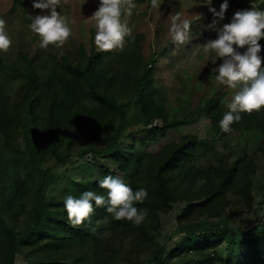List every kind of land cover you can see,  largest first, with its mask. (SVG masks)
I'll list each match as a JSON object with an SVG mask.
<instances>
[{"label":"trees","instance_id":"obj_1","mask_svg":"<svg viewBox=\"0 0 264 264\" xmlns=\"http://www.w3.org/2000/svg\"><path fill=\"white\" fill-rule=\"evenodd\" d=\"M221 2L212 5L219 10ZM240 3L229 0L224 21ZM257 8L264 9V0ZM133 35L122 49L92 47L75 61L56 47L58 58L40 46L0 56V147L14 176L7 198L0 190V264H232L234 258L264 264V221L248 229L229 224L230 215L255 216L264 205V182L255 187L264 164V107L242 113L231 132H222L227 92L204 91L193 103L197 88L188 85L189 76L172 104L171 91L155 80L158 53L145 58L143 35ZM201 117L209 121L206 138L182 135L147 150L146 131L166 135ZM132 125L135 130H128ZM86 145L93 148L82 151ZM74 157H85L90 173L98 167L99 178L70 177L48 198L57 176L45 164ZM114 173L134 190H148L137 202L148 209L145 221L116 220L96 207L83 224H71L63 198L86 189L106 194L97 181ZM176 205L174 236L160 239L162 216Z\"/></svg>","mask_w":264,"mask_h":264},{"label":"rangeland","instance_id":"obj_2","mask_svg":"<svg viewBox=\"0 0 264 264\" xmlns=\"http://www.w3.org/2000/svg\"><path fill=\"white\" fill-rule=\"evenodd\" d=\"M239 1L242 9L245 7H257L261 0ZM132 3L135 4V7L132 8L131 15L122 14V20L128 23L133 34L143 35L142 51L145 58H149L153 53H158L155 80L159 86L171 91V102L179 88L185 84V80L190 79L188 78L189 76L192 77V80L187 81L188 85L193 84L197 88L193 89V103L198 102L204 91L205 95H209L216 88L226 91L227 99L231 98L238 88L232 89L216 81L215 71L209 73V69L215 63L218 64L220 58L213 51L206 53L203 50V42L215 36V33L208 27L211 23L208 19L211 14L208 10V0H159V7L157 8H152L151 0H132ZM126 5L127 0H125ZM97 6L98 0H59L58 11L68 18L72 28L71 36L61 46L63 53L71 61H75L79 57L81 50L88 52L92 47L99 50L94 43L95 21L91 18V14L96 10ZM238 9L235 8L234 11ZM39 11V9H32L31 0H18V2L16 0H0V18L5 20V29L13 41L7 50H0V56L10 53L9 56L13 58L16 48L29 53H32L35 49L37 50L39 46L37 39L39 37L31 31L28 25L30 23V14L34 15L35 12ZM177 12L181 13L182 18L191 21L190 36L188 35L189 37L187 36L183 43L174 42L169 35L171 17ZM22 16H25L24 20H22ZM227 22L219 21L220 24ZM195 29L196 33L194 35L193 31ZM198 34L200 36L197 37L196 42L194 37L196 38ZM127 38H125V44L127 43ZM166 47L169 48L166 54H160L162 49ZM49 48L50 51L52 49V55L58 58V55H54L55 46L49 45ZM113 50L119 49H112L111 51ZM172 104L174 103L172 102ZM208 125V119L201 117L196 123L170 130L166 135L157 136L152 135V131H146L144 134L151 136L147 143V150L155 152L163 144L176 140L182 135L195 134L200 138H206ZM128 130H135V126L132 125ZM20 144L21 146L23 145L22 142ZM82 147V151L93 148L92 145ZM95 148L99 150L100 146ZM92 156L88 155L86 158L90 159ZM7 159L4 150L0 147V190H2L4 195L3 199L7 198L9 194L10 184L14 177L7 168ZM84 159L85 157H74L65 164H61L58 160H51L45 164L57 176L56 184L48 190V198L60 194L69 184L70 177L75 182L84 181L89 175V177L99 178L100 173L96 169L98 167H93V172L90 173V169L86 166ZM96 160L103 162V164L107 162L100 156ZM107 165L110 168H116L115 165H110L108 162ZM84 169L89 170V172L83 173ZM114 175L122 177L119 173H114ZM262 182H264V164L259 169L255 187H259ZM254 191L259 194L257 189ZM180 207L181 205H176L173 211L166 216H162L160 239L167 240L174 236V229L176 228L175 216L179 213ZM229 221L230 226L233 228L248 229L255 224V221L260 225L264 221V205L257 210L255 216L252 213L243 211L239 212L238 215H230ZM224 247L222 246V249ZM222 256L224 258L226 253L222 254ZM237 260L238 258H234L232 264H237ZM20 261L21 259H18V262Z\"/></svg>","mask_w":264,"mask_h":264},{"label":"clouds","instance_id":"obj_3","mask_svg":"<svg viewBox=\"0 0 264 264\" xmlns=\"http://www.w3.org/2000/svg\"><path fill=\"white\" fill-rule=\"evenodd\" d=\"M59 0H31L33 10L28 27L39 37V46L47 49L54 45L63 55L62 45L72 34L68 18L58 11ZM152 8L159 7V0H151ZM211 14L209 28L215 33L214 38L203 42L204 52L213 51L219 63L209 69L215 71V79L232 89H237L230 99L224 102L228 109L219 121L224 133L232 131L231 125L239 122L242 113L264 107V9L248 7L236 10L227 23L224 21L229 0H222L217 10L208 0ZM135 4L132 0H98L96 10L91 14L95 21L94 43L99 50L122 49L125 38L135 39L128 23L122 20V14L131 15ZM5 20L0 18V50H7L12 44V37L5 29ZM191 21L182 18L177 12L171 17L169 35L174 42L183 43L190 36ZM194 35L196 29L193 31ZM188 36V37H189ZM198 34L194 40L197 42ZM99 187L106 189V194L93 189H86L78 196L67 194L63 206L68 220L73 225L83 224L96 207H103L116 220H129L140 225L148 216L147 208L137 207L148 197V190L141 186L135 190L121 176L108 174L97 181Z\"/></svg>","mask_w":264,"mask_h":264}]
</instances>
